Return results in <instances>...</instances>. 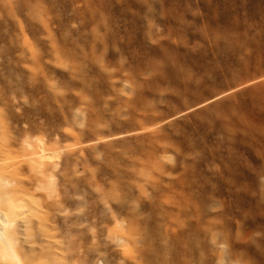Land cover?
<instances>
[{"label": "rangeland", "instance_id": "374dc122", "mask_svg": "<svg viewBox=\"0 0 264 264\" xmlns=\"http://www.w3.org/2000/svg\"><path fill=\"white\" fill-rule=\"evenodd\" d=\"M0 209V264H264V0H0Z\"/></svg>", "mask_w": 264, "mask_h": 264}, {"label": "bare ground", "instance_id": "6f19581e", "mask_svg": "<svg viewBox=\"0 0 264 264\" xmlns=\"http://www.w3.org/2000/svg\"><path fill=\"white\" fill-rule=\"evenodd\" d=\"M14 209V210H13ZM13 210L15 211V206L14 204L10 205V211ZM8 213L4 210H1L0 209V238H3L5 235H4V230H5V233H6V226H4V224L8 222ZM10 221V220H9ZM10 223V222H9ZM8 223V224H9ZM7 241V238L6 240ZM10 245V244H9Z\"/></svg>", "mask_w": 264, "mask_h": 264}]
</instances>
